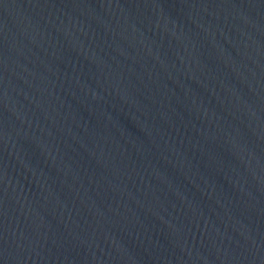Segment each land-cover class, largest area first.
Masks as SVG:
<instances>
[{"label": "water", "instance_id": "obj_1", "mask_svg": "<svg viewBox=\"0 0 264 264\" xmlns=\"http://www.w3.org/2000/svg\"><path fill=\"white\" fill-rule=\"evenodd\" d=\"M0 264H264V0H0Z\"/></svg>", "mask_w": 264, "mask_h": 264}]
</instances>
